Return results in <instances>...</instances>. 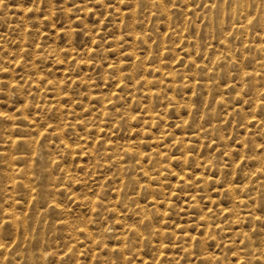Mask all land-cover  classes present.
<instances>
[{"label": "rangeland", "instance_id": "obj_1", "mask_svg": "<svg viewBox=\"0 0 264 264\" xmlns=\"http://www.w3.org/2000/svg\"><path fill=\"white\" fill-rule=\"evenodd\" d=\"M263 49L264 0H0V264H264Z\"/></svg>", "mask_w": 264, "mask_h": 264}, {"label": "bare ground", "instance_id": "obj_2", "mask_svg": "<svg viewBox=\"0 0 264 264\" xmlns=\"http://www.w3.org/2000/svg\"><path fill=\"white\" fill-rule=\"evenodd\" d=\"M241 26H243V25H241ZM247 27V26H246ZM239 30H241L240 28H238ZM246 30V29H245ZM223 46V45H222ZM226 47V46H225ZM228 47V46H227ZM229 48V47H228ZM229 50V49H228ZM260 50H261V48H260ZM264 50V49H263ZM227 53V52H226ZM220 56V55H219ZM223 56V55H222ZM217 62H221V64H223L224 63V61H217ZM216 62V63H217ZM223 62V63H222ZM219 64V63H218ZM202 66V65H201ZM221 65H219V67H220ZM209 68V67H208ZM208 68H205V69H208ZM154 73H156V72H154ZM159 73V72H158ZM176 74V73H175ZM196 77V76H195ZM175 78V77H174ZM176 79V78H175ZM192 79H194V77L192 78ZM140 80V79H139ZM148 80V79H147ZM164 80H165V78H164ZM144 81L145 82H147L145 79H144ZM144 81H143V84H144ZM171 81V80H170ZM177 82V81H176ZM155 83H156V81H155ZM181 83H182V81H181ZM198 83V82H197ZM196 83V84H197ZM141 84H142V82H141ZM146 84V83H145ZM166 84V83H165ZM178 84V83H177ZM158 85V84H157ZM192 85V84H191ZM135 87H137L136 85H135ZM184 87V86H183ZM192 87V86H191ZM199 87V86H198ZM205 87H207V86H205ZM146 88V87H145ZM162 88V87H161ZM141 89H143V88H141ZM208 89V88H207ZM144 90V89H143ZM156 92V91H155ZM153 96H154V94H153ZM154 99V98H153ZM152 99V100H153ZM159 99V98H158ZM169 99H170V97H169ZM217 104V103H216ZM219 105V104H218ZM217 106V105H216ZM224 106V105H223ZM223 108V107H222ZM213 115V114H212ZM160 120H162V119H160ZM31 124V123H30ZM7 142V141H6ZM158 146V145H157ZM129 147V146H128ZM133 149V148H132ZM125 150V149H124ZM133 151V150H132ZM134 152V151H133ZM126 153V152H125ZM135 153V152H134ZM122 155H123V153H122ZM124 156H125V154H124ZM56 158V157H55ZM122 162V161H121ZM118 163V162H117ZM119 164V163H118ZM123 164V163H122ZM121 166H123V165H121ZM124 167V166H123ZM47 168V167H46ZM119 169H120V167H119ZM134 169H135V167H134ZM47 173V172H46ZM49 176V175H48ZM259 176V175H258ZM127 185V184H126ZM263 186V185H262ZM257 188V187H256ZM242 189V188H241ZM243 190V189H242ZM246 191V190H245ZM9 196V195H8ZM54 207H55V205H54ZM137 208V207H136ZM137 210V209H136ZM141 211V213H142V210H140ZM136 213V212H135ZM134 213V214H135ZM250 214V213H249ZM248 218V217H247ZM218 227V226H217ZM134 229V228H133ZM222 230V229H221ZM134 232V231H133ZM125 235V234H124ZM123 238H124V236H123ZM2 251V250H1ZM252 255V254H251ZM244 259H246V258H244ZM264 259V258H263ZM252 260V259H251ZM254 260V259H253ZM263 264V263H262Z\"/></svg>", "mask_w": 264, "mask_h": 264}]
</instances>
